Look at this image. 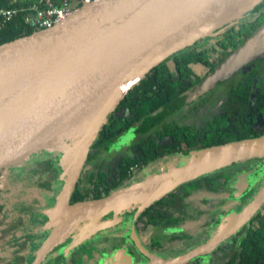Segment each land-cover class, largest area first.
<instances>
[{
    "label": "water",
    "instance_id": "water-1",
    "mask_svg": "<svg viewBox=\"0 0 264 264\" xmlns=\"http://www.w3.org/2000/svg\"><path fill=\"white\" fill-rule=\"evenodd\" d=\"M262 0H93L50 29L0 45V176L35 156L58 157L63 181L47 210L49 233L30 264H40L66 239L73 249L100 231L138 216L179 186L214 171L258 159L264 162V134L191 151L182 165L149 175L93 200L69 204L90 147L127 90L169 56L232 26ZM264 53V22L196 84L162 107L159 118L197 98ZM118 100L110 107L106 101ZM87 109L88 130L50 151H33L57 137ZM62 145L61 152L57 146ZM119 146V145H118ZM32 151V152H31ZM31 154L30 159L19 158ZM237 198V197H236ZM264 206V182L237 213L210 237L169 259H158L135 240L146 264H186L210 254ZM232 223H235L232 228Z\"/></svg>",
    "mask_w": 264,
    "mask_h": 264
},
{
    "label": "trees",
    "instance_id": "trees-1",
    "mask_svg": "<svg viewBox=\"0 0 264 264\" xmlns=\"http://www.w3.org/2000/svg\"><path fill=\"white\" fill-rule=\"evenodd\" d=\"M34 1L22 0V3H14L12 0H0V8L27 7ZM24 15L23 12H20L12 21L0 24V45L38 31L25 23ZM263 22L264 7L256 6L249 15L238 19L232 26L225 27L212 36L199 39L193 45L169 56L135 82L108 116L106 130L102 129L98 133L93 145L90 147L87 162L81 170L85 173L84 176L88 178H94L96 176L95 172L99 173L98 177H103L102 171L107 170L112 178L117 180L111 186L107 185L105 187L94 182L90 183L82 191H88L92 194L89 197L82 195L77 201L101 198L109 195V192L126 186L125 180L131 179V167L137 166V168H141L156 158L179 153L187 156L191 151L264 134V75L262 72L264 64L259 61L243 71L239 69L230 75V79L226 82V88H228L226 95L231 107L226 117H229L231 121H227L225 118L221 119L220 116L213 118L211 130H207L203 137L198 133L191 132L187 126L178 124L177 120L169 116L160 123L154 124L147 132L134 134L132 141L126 144L127 148L131 149L137 148L144 142L152 141V153L149 157L136 155L133 156V159H126L123 157L124 153L119 152V146L117 144L112 145L109 142V137L116 134L122 136L128 133L130 129H133L134 124H139L150 117L157 106L163 107L190 88L202 77L195 74L194 68H202L204 72L209 71ZM210 40H213V43ZM173 59L179 61L180 67L184 72L183 77L178 74ZM254 79L257 80L256 83L259 89L255 102L257 106H253V111L250 113L246 112L245 106L249 89ZM232 107H235L234 109L237 112L235 121L232 120ZM193 108H187L184 114L179 112L177 114L178 118L191 113ZM250 114L251 122H249ZM255 115L258 117L256 122L253 118ZM39 151L41 150H36V152ZM109 156L118 157L117 165L114 163L110 164L111 159H109ZM57 158L55 155H42L41 159L13 166L3 175V178L6 175L4 183L7 186H11L10 180L12 182L22 181L23 177L36 176L41 179L43 172L48 173L52 179H56L57 173L60 172L57 168ZM226 168L199 177L195 180V185L192 187L186 184L179 186L155 204L146 208L141 212L142 215L145 214L148 217V221L156 226L160 222L166 225L178 221V219H183L186 212L191 210L190 203H195L191 202L188 197L191 190L194 188H207L208 191H212L213 188L216 191L217 189H222L227 178L232 174L231 166ZM229 169L231 171H228ZM8 173H10L9 178L7 177ZM262 181L263 179L257 181L256 186L261 184ZM80 188L76 184L70 197ZM254 192L255 188L248 191L244 196L242 195L243 197L240 196L235 199L237 202L239 199L241 201L245 198L249 199ZM74 197H76V193ZM73 200L76 201V198ZM229 200L231 203L232 200L228 199V197L220 201L215 206L216 209H212V213L217 210L220 214L226 215L231 206ZM236 205H240L239 202ZM221 206L225 208L221 210ZM170 207L175 209L178 219L168 213ZM208 215L211 216L212 214L208 213ZM156 228L164 229L163 226ZM10 234L13 235L12 226L6 224L0 234V239L3 240ZM204 264H264V206L241 229L233 247H230L229 244L222 245L219 254H213L212 257L209 255Z\"/></svg>",
    "mask_w": 264,
    "mask_h": 264
},
{
    "label": "flooded vegetation",
    "instance_id": "flooded-vegetation-1",
    "mask_svg": "<svg viewBox=\"0 0 264 264\" xmlns=\"http://www.w3.org/2000/svg\"><path fill=\"white\" fill-rule=\"evenodd\" d=\"M256 6L264 7V0H262ZM251 12L252 11H250L248 15ZM259 61L264 64V57L250 64L249 67L257 64ZM209 71H205L202 75L195 74L204 77ZM262 72L264 75V67H262ZM229 79L230 76L219 81L211 89L205 91L197 98L184 103L177 109V111H171L162 118H159L162 107L157 109L155 108V111H153L151 116L146 120H152L156 125L164 118L170 116V118L177 120L178 124L187 126L191 132L198 133L201 137H203L207 130H211L210 127L213 118L220 116L221 119L225 118V120L231 121L229 117H226V114L231 107V103L226 95V91H228V88H226V82ZM256 82L257 80L254 79V81L251 83L245 106L246 112L248 111L251 113L253 111L252 107L257 106L255 102L258 97V90L256 93H254L255 95L252 94V88L254 84H257ZM214 89L217 90V92L213 91ZM189 107H194L191 110V113H187L185 116H180L178 118L177 114L179 112L180 114H184L186 109ZM234 108L235 107H232V120L235 121L237 112ZM253 118L255 119V122L258 120L257 115H255ZM203 119V129H190L188 123H192L191 120L199 121ZM251 120L252 118L250 114L249 122H251ZM113 136H115V139H117L118 137L122 138L123 135L119 136L116 134ZM112 141L109 142L114 145ZM141 145H143V143ZM141 145L134 149H139ZM151 147L150 152L147 155L141 157H149L152 153ZM172 155L173 157L176 155L183 159L186 156L181 153ZM123 157L126 159L134 158L132 156H128L127 154H124ZM165 157L167 156L156 158L141 168H137V166L131 167V179L125 180L127 183L126 186L140 182L144 179H140L141 176L143 174L149 173V171L151 172L150 174L153 175L155 170L152 171L150 167H152L154 164H158L159 161ZM109 159H111L110 164L114 163L117 165L118 157L109 156ZM247 167L248 166H231L230 169L232 171L230 169L228 171H231L232 174L229 175L222 189H217V191L214 188L212 191H208L207 188L192 189L188 194V197L191 202L195 203H190L191 210L189 209L190 211L186 212L183 219L177 218L176 211L172 207H170V211H168V213L172 214L175 219H178V221H174L166 225L160 222L159 225L156 226L148 221V217H146L145 214L142 215V213L136 217L134 215H130L128 216L131 219L130 221L126 219L125 222V220L122 219L120 223L100 231L73 249L66 250L71 240L66 239L65 242L50 251L46 259L40 264H146L148 259L138 250L137 246L135 245L134 238L135 240H138L139 245L145 251L158 259H169L171 257L181 255L206 241L212 234L210 231L217 229L216 225L219 220L232 213H237L251 199L252 195L249 199L245 198L243 201L239 199L238 202L240 205H236V203H238L235 199L236 197H240L242 195L244 196V194L254 188L256 190L260 184L254 188H247V186L244 184H240L238 189L239 192L243 191V193L240 196L228 197V199L230 198L232 201L230 203L229 200L231 206L226 215L220 214V212L217 210H214L212 213V209H216L215 206L226 198V194L231 192V183L234 182L240 173H243L244 170L246 171ZM95 173L96 176L94 178H88L84 176L85 173L81 171L75 183V187L77 184L78 187L81 188L75 192L76 197H74V193L69 198V204L81 202L77 201V199L82 195L89 197L92 193H89L88 191L83 192L82 189L89 186L90 183L94 182L97 185H103V187H105L107 185L111 186L117 180L113 179L107 170L102 171V174H104L103 177H98L99 173ZM150 174L145 175V178ZM5 177L2 181H0V234L6 227V224H9L12 226L13 235L10 234L2 240L3 243L0 245V264H30L34 260L33 249L35 247L33 249L32 247H37L49 233V230L45 228V223L47 222V210L55 204V197L60 191L62 186L61 183H63V181L60 179V172L57 173L56 179H52V177H49L48 173L43 172L41 179L37 178L36 176L23 177L22 181L12 182L10 180L11 186H7L6 183H2L5 180ZM39 184L41 185L39 186ZM103 197L105 196H102L101 198ZM75 198L76 201L73 200ZM243 202H245V204H243ZM222 206L220 207L221 210L225 208ZM208 213H211L212 215L209 216ZM162 226L164 229L156 228H161ZM242 228L233 234L234 244L236 243V240L239 237V232ZM231 245L232 242H230L229 246ZM220 246L221 245H218L210 254L198 256L186 264H204L209 255L212 257L213 254H219V250L221 248ZM29 257L33 258L30 262H28Z\"/></svg>",
    "mask_w": 264,
    "mask_h": 264
},
{
    "label": "rangeland",
    "instance_id": "rangeland-1",
    "mask_svg": "<svg viewBox=\"0 0 264 264\" xmlns=\"http://www.w3.org/2000/svg\"><path fill=\"white\" fill-rule=\"evenodd\" d=\"M248 13H245L243 16L248 15ZM210 42L213 43V40H210ZM195 45H198V44H195ZM262 57H264V53L259 54L258 56H256L252 60H250L247 64H245L242 68H240V70L243 71V70L247 69L250 64L254 63L255 61H257L258 59H260ZM173 63H174L175 68H177V70H178V74L181 77H183L184 76V72H183L182 68L180 67L179 61L177 59H173ZM171 67H173V66L171 65ZM194 71H195L196 74H200V75H202L204 73V71L202 70V68H194ZM258 87L259 86L257 84H254V86L252 88V94L256 93V91L258 90ZM213 91L217 92V90H215V89ZM157 108H160V107L157 106L156 109ZM80 116L81 115H79V114L75 115L73 117V119L70 121V123H68L67 127L57 137H53V138H51V139L43 142L41 145H38L36 147L37 149L35 148L33 151L40 150V149H41V151H39V152H41V153L50 151V150H52L54 148V146L57 143H59L62 140H64L65 142H61L60 144L64 145L65 148H66V146H68V141H66V140L73 139L76 136H78L79 134H81L80 131L78 132V129L76 127V121L79 119ZM191 121H192V123H190V122L188 123L190 129H192V130H201V129H203L204 119L203 120H199V121H197V120H191ZM107 123H108V120H106L105 124H102V127L101 128L104 129V130H106V126H107L106 124ZM154 123L155 122L152 121V120H144L143 122H141L139 124H134L133 125V130L130 129V131H128V133H125L122 136V138L118 137L117 139H115L116 137L113 136V137H110L109 138V141H112L113 140L112 141L113 144L119 145V152H122L124 154H127L128 156H132V157L133 156H136V155L137 156H139V155L140 156H145V155H147L150 152V147L152 146V143H153L152 141H148V142L143 143V145H141L139 147V149H134V148L128 149L127 146H126V144L127 143H130L132 141V139L134 137V134L147 132L154 125ZM62 145H58L57 146V152L58 153L61 152ZM48 155H50V154H48ZM174 156L175 157H173V155H168L164 159L160 160L158 164H154L150 168L152 169V171L155 170L154 171L155 173H158V172L164 171L166 169V166L167 165H173V166L182 165L183 162H184V160H186L188 158V155H187V158L185 156L186 159L185 158L183 159V158H181L179 156H176V155H174ZM29 157H31V154H25V155L21 156L19 158V160L20 159H24V160L28 159L29 160L30 159ZM41 158H42V155L41 154L40 155L38 154V156H35L34 157L33 161H35L37 159H41ZM33 161H29V162H33ZM29 162H27V163H29ZM259 162H261V161L258 160V159H252V160L245 161L243 163H239V164L232 165V166H240V167L248 166V167H247L246 171L245 170H244V172L242 171L243 173H240L236 177V179L234 180V182L231 183V185H230L231 192L229 194H226L225 195L226 197L240 196L243 193V191L242 192H239L238 186L240 184H244L245 186H247V188H250V187L251 188H254L256 186V184H257V181L262 180L264 178V163L263 162L259 163ZM8 170L9 169L5 170L3 172V174L0 176V181L3 180V175L5 174V172L7 173ZM133 171H134V169H133ZM134 173H136V172H134ZM150 173L151 172L149 171V173H147V174H150ZM147 174H143L140 179L145 178V175H147ZM9 176H10V173L7 174V177L8 178H9ZM195 180L188 182L186 185L189 186V187L194 186L195 185ZM5 181H6V178H5V180L2 183H4ZM263 182H264V179H263L261 185L263 184ZM61 185H62V183H61ZM232 189H233V192L234 193L232 192ZM257 189H258V187H257ZM230 216H231V214H230ZM224 218H222L221 220H219L216 226L220 225L223 222ZM126 219H128L129 221L131 220L130 217H126L124 219L125 222H126ZM248 222L245 223V224H243L240 228H242L243 226H245L246 224H248ZM238 230H236L235 232H233V234L236 233ZM214 231L215 230H211L210 232L213 233ZM233 234L229 237V239H226L225 241H223L219 245L222 246V245H225V244H230V242H232V245L230 246V247H232L233 244H234L233 243L234 242V235ZM0 241H2V239H0ZM39 245L37 247H35V248L33 246L32 249L34 248L33 250L35 251L39 247ZM32 259H33L32 257H29L28 258V262H30Z\"/></svg>",
    "mask_w": 264,
    "mask_h": 264
},
{
    "label": "built area",
    "instance_id": "built-area-1",
    "mask_svg": "<svg viewBox=\"0 0 264 264\" xmlns=\"http://www.w3.org/2000/svg\"><path fill=\"white\" fill-rule=\"evenodd\" d=\"M22 3V0H12ZM93 0H35L27 7L0 8V24L12 21L20 12L25 15V23L34 30L50 29L62 20L72 15L84 5Z\"/></svg>",
    "mask_w": 264,
    "mask_h": 264
},
{
    "label": "bare ground",
    "instance_id": "bare-ground-1",
    "mask_svg": "<svg viewBox=\"0 0 264 264\" xmlns=\"http://www.w3.org/2000/svg\"><path fill=\"white\" fill-rule=\"evenodd\" d=\"M118 98H119V96L118 97H114V98H112L109 101H106L107 107L112 106L118 100ZM78 114L81 115V116L76 121V127L78 129V132L80 131V133H82L83 131L88 130L92 123H91V120H90V117H89V112H88L87 109L82 110ZM231 225H232V227H234L235 223L231 222Z\"/></svg>",
    "mask_w": 264,
    "mask_h": 264
},
{
    "label": "crops",
    "instance_id": "crops-1",
    "mask_svg": "<svg viewBox=\"0 0 264 264\" xmlns=\"http://www.w3.org/2000/svg\"><path fill=\"white\" fill-rule=\"evenodd\" d=\"M1 243H3V241H0V245H2Z\"/></svg>",
    "mask_w": 264,
    "mask_h": 264
},
{
    "label": "clouds",
    "instance_id": "clouds-1",
    "mask_svg": "<svg viewBox=\"0 0 264 264\" xmlns=\"http://www.w3.org/2000/svg\"><path fill=\"white\" fill-rule=\"evenodd\" d=\"M187 184V183H186ZM171 193V192H170Z\"/></svg>",
    "mask_w": 264,
    "mask_h": 264
}]
</instances>
